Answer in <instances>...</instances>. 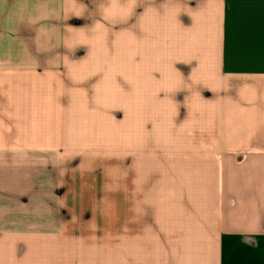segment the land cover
Listing matches in <instances>:
<instances>
[{
  "label": "crops",
  "instance_id": "1",
  "mask_svg": "<svg viewBox=\"0 0 264 264\" xmlns=\"http://www.w3.org/2000/svg\"><path fill=\"white\" fill-rule=\"evenodd\" d=\"M0 264H264V0H0Z\"/></svg>",
  "mask_w": 264,
  "mask_h": 264
},
{
  "label": "rangeland",
  "instance_id": "2",
  "mask_svg": "<svg viewBox=\"0 0 264 264\" xmlns=\"http://www.w3.org/2000/svg\"><path fill=\"white\" fill-rule=\"evenodd\" d=\"M69 165L68 163H66L65 165V168L68 170V173L64 178L66 185L73 184L76 180L75 178H77L78 176L86 177L89 173V166H85L80 172L75 167H71L70 169ZM116 166L119 168V163L113 164V166L111 167H113L114 170L117 169ZM117 174H119V170L117 171ZM85 182L87 186L76 185L74 189L70 190V195L67 197L65 204L69 207L74 208L77 212L80 213L81 211H84L86 209L88 211H92V218L97 220L106 218H120L119 207L107 210L101 209V207L106 203L118 204L117 206H119L121 201V197L119 195V176H116L112 179H109L108 176H101L97 178L92 177ZM110 183L112 184L111 187Z\"/></svg>",
  "mask_w": 264,
  "mask_h": 264
}]
</instances>
